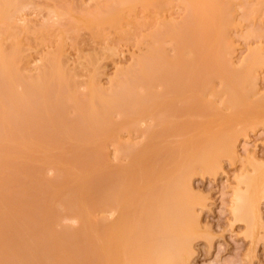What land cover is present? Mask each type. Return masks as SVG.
I'll return each mask as SVG.
<instances>
[{
	"label": "bare ground",
	"instance_id": "bare-ground-1",
	"mask_svg": "<svg viewBox=\"0 0 264 264\" xmlns=\"http://www.w3.org/2000/svg\"><path fill=\"white\" fill-rule=\"evenodd\" d=\"M33 1L0 0V165H3L4 171H7L6 175L3 173L7 177L5 178L13 179V181L9 180L10 182L15 180L13 171L17 172L16 174L21 172L17 165L24 166L19 174L23 178H20L22 181L17 178L18 175L16 177L21 184L14 182L9 187L5 184L0 185V192H3V195L5 193L4 196L0 193V264H184L192 252L193 240L201 232L197 230L195 234L196 228L200 226L196 215L197 207L205 205L204 201L194 198L190 178L199 169L215 174L221 168L222 156L228 155L231 159H235L238 156L237 135L241 131L233 132L234 128L231 125L229 127L231 124L229 120L221 121L225 123L219 130L215 129L216 132L211 131L212 126L208 128V125L202 124L200 125L202 129L199 131L204 134L205 129V136L202 135L203 139L200 138L199 143H202L203 151L200 149L202 151L200 154L197 153L200 150L196 151L199 155L189 152L190 154H186L185 157L181 154L179 159L176 157L172 160L168 151L163 153V149L166 148L160 149L158 144L163 135L160 134L161 130H166L169 126V122L162 119L165 118L166 113H169L167 111L171 109L169 105L172 100H174L172 105L175 106L174 102L178 101L176 98L182 97L184 100L185 95L199 98L197 100L205 98L209 89L212 92L210 83L215 77L226 81L233 80L234 89L235 80H240V84H243L240 89L236 86L237 89L232 88L234 91H230V94L233 92L231 94L233 97L230 98L235 99V102L240 98L248 101L252 94L258 92L257 80L264 67L262 49L257 47L259 51L257 49L256 52L252 51L241 70L234 68V61L231 58V53L235 50L234 44V47L230 44L234 43L231 30L239 25L235 19L239 4L237 6L234 3L236 1L232 0H180L178 5L183 6L187 14L184 13V18L181 15L182 21L177 22L173 20V14H170L173 12L170 10L175 6V0H104V2L101 0L93 5V9L91 6L89 8L81 6L77 9L73 3L68 4V0H65L66 6L63 3L60 5V1L63 2L60 0L52 11L48 10L52 15H46V17L54 15L52 20L55 16L59 19H55L59 24L54 26L58 27L57 30L47 23L49 21L47 18L42 20L44 23L41 22L40 26L36 23L35 25L38 29L46 23L50 26L46 24L41 30L36 29L38 31L36 32V27H33L34 22L29 20L32 25H28L31 24L26 21L28 14L24 15ZM260 1L257 2L260 3V9H255L254 6L257 4L253 6L258 12L264 9L261 4H264V0ZM39 8L36 10L39 11ZM251 8L250 5L249 10ZM142 15L147 19L141 21ZM137 19L140 20L137 22ZM147 20L148 23H154L153 26L156 23L154 26L156 28L151 30L152 33L150 31L146 32V35L143 34L145 40L143 39L142 43L145 46L140 41L143 47L139 49L140 52L137 51L139 54L133 55V61L127 67L118 66L119 63L115 64L116 71L110 78L111 85L104 86L99 65L101 59L117 58L120 53L117 42L130 40L134 35L133 31L137 32L138 25L143 26ZM83 29L88 31H84V34L90 37L89 40L97 42L96 44L104 43V46L92 50H95V53L96 50L100 51L98 56L94 52V54L82 55L80 48L83 44L78 42L84 41L85 35L84 37L81 35ZM34 31L39 44L50 46L43 50V55L40 54L42 56L39 57V61L42 64L35 73L32 72L31 67L33 38L29 37ZM252 33L253 31L250 34ZM257 33L256 36L264 37V30H261L259 35ZM107 34L115 37L112 39ZM107 37L108 39L111 37L110 43L108 40V42L101 40ZM29 39L31 42L28 41ZM67 42L69 46L73 45L70 48L74 47V44L79 46H75L78 50L75 47L71 48L77 51L76 56L81 52L75 61L73 60L76 56L70 57L73 56L70 55L72 50L68 53ZM106 42L107 46H105ZM165 43L172 45V54L168 53L171 50L166 49ZM101 54L102 58L99 57ZM82 57L87 60H82ZM69 58L72 60L71 64ZM80 75H85L87 78L82 81ZM235 106L236 103L231 105V107ZM166 107L170 109L166 111ZM71 112L75 115L70 116ZM256 117V121L264 119V105L258 107ZM149 118L156 123L146 124L148 127L146 132L149 133L143 142L129 144L123 141L125 132L130 136L133 135L134 131L140 128L141 121L147 122ZM243 126L245 127L242 133L248 123ZM185 133L187 134L188 131ZM195 141L197 145L191 148L184 146L185 143L182 145L183 148L187 147V150H184L181 144L178 147L167 145V148L171 149L166 150H170L175 155L180 147L183 149L182 153L185 151L188 153V149L194 151L198 146V141ZM64 143L69 145V156L55 155L48 151L52 145ZM109 143H113L116 147L115 156L129 158L128 165L117 168L107 165L109 163L103 159V156ZM188 145L192 146L190 143ZM36 150L38 154L35 156ZM17 158L21 160H15ZM27 158L33 159L30 162L34 164L40 162V165L36 163L38 166H31L29 161L24 160ZM96 159L107 164H100ZM8 160L11 167L9 163H7L9 166L6 164ZM47 160L56 163L58 176H55L54 181L61 182L51 184L50 181H43L45 178L42 179L40 174V178L37 179L42 181L39 180L38 183L35 181L36 177L34 179L35 175L32 176V173L36 172L37 176L38 173L44 175L42 170ZM17 161L20 163H15ZM79 162L86 166L85 170L80 173L71 171L70 167ZM26 166L28 169L25 170ZM14 167L18 168L19 172ZM30 169L33 170L32 173L30 172L32 175L28 173ZM11 172L14 174L13 178L9 177ZM26 175H30L28 180L25 178ZM1 177L2 183L5 178ZM244 178L245 176L237 178L239 184L237 183L236 190H233L235 198L232 201L234 205H231H233L234 219L247 223L252 215L255 218L254 216L259 214V203L255 194V183L249 181L250 179L246 182ZM25 182L28 184L26 185ZM39 182L40 184L45 182V185H39ZM57 183H61L59 194L56 188V194L52 192L55 191L53 189ZM13 184L16 185L15 188L17 184L21 185L18 189L21 188L22 192L27 190L28 193H25L27 195L19 190L20 196L16 195L18 191L14 189ZM242 184L245 186L242 187ZM5 186L9 188V192L6 191L8 196L15 193V190L14 195L19 196L18 198H22L23 195L33 197L35 193L37 194L33 198L30 197V203L14 195L8 200L4 192ZM12 187L14 190L11 189ZM11 190L13 192L10 194ZM49 194L52 196L49 197ZM24 197L22 199L29 200ZM183 197L187 199L185 205H182L186 211V214L183 212L184 216L181 215L182 208L178 204ZM35 198L39 199L36 201ZM3 199L7 201L3 202ZM39 200L43 205L39 206ZM22 201L29 205L26 206ZM12 202H15V208ZM56 203L79 220L80 225L77 229L67 228L62 229L63 231L54 229V232H47L51 226L45 221L47 222L49 218L57 221L61 216L56 209ZM8 204H11L14 211L10 210ZM20 207L21 210L23 209L22 212ZM24 208L30 210V216L28 210L24 212L25 217L22 216ZM32 209L36 214H32ZM178 211L181 213L178 214ZM108 213L114 214L115 218L111 220L103 216ZM250 223L252 222L248 225ZM46 226H48L47 230ZM251 226L249 227L252 228ZM44 228L50 236L46 235Z\"/></svg>",
	"mask_w": 264,
	"mask_h": 264
},
{
	"label": "rangeland",
	"instance_id": "rangeland-1",
	"mask_svg": "<svg viewBox=\"0 0 264 264\" xmlns=\"http://www.w3.org/2000/svg\"><path fill=\"white\" fill-rule=\"evenodd\" d=\"M54 1L56 3H54ZM54 1L53 0L52 1L51 0H34L33 4H32L33 6L30 5L29 6L30 8H28L25 13L23 12L25 16H26V14H28V16L26 17V18H28L26 20L27 23H28L29 20H31L32 23L34 22L33 25H35V23H36L38 26H40V24L44 23L43 21L47 20V18H48L49 21L47 23H50L51 27H54V26H57V25L59 26L57 21L55 22V19L59 20V19H57L56 16H55L56 18L54 17V20H52L53 19L52 17L54 15L52 17L49 16L51 18L46 17V15L47 16L48 15H52V14H50L48 12V10L50 11V9H51V11H52V8H54V5L55 4L58 5L57 3H59L58 1H60V0H54ZM66 1L65 0H63V2L60 1V5H61V3H63V4L66 3ZM68 1H69L68 4H70V3L72 4L73 3L74 7L76 6L75 8H77V9L79 7H81V6H87L88 8H89V6H91V9H93V7H94L93 5H96L101 0H86V1L85 0H81V4H80V0H78L79 2L75 1V0H68ZM83 1H85V2H83ZM179 1L180 0H175V6L172 8V10H170V12L171 11H173V12L172 13L169 12L170 14H173L172 15L173 17L168 14L169 16H171L173 18V20H175L177 22L178 21L180 22L181 17L184 18L185 17L184 15L187 14V11H186V9L183 6L179 7V5H178ZM232 1H236L234 3H236L237 6L239 4L238 9L236 11V16H235V19H237L236 21H238L239 25H237L236 29H234L235 28V26H234V28H232V30H231L232 33H233V36H231V37H233L232 39H234V43H230V44L232 45V47L235 46L234 47L235 50L233 51V53H231L232 54L231 58L234 61V68L241 70L243 68V66H244V63H245L244 61H246V59L249 58L250 54L253 53L252 51L256 52V49H257V51H259L257 47L262 49L261 52H263V55H264V37L262 36V38H261L260 36H256V34H255V33L258 32L257 35H259V32H261V30L262 31L264 30V9L263 10L261 9L262 11L259 10V12L257 11L258 9L261 8L260 3H257V2H261L260 0H252V1L251 0H232ZM242 1H243V3H241ZM34 2H36V3H34ZM101 2H104V0L101 1ZM247 3H249L252 6L251 9H254L253 6L255 4H257V5L254 6V7H256L255 9H257V10H255V9L251 10L250 9L251 10V12H250V10H249L250 5H248ZM87 4H89V5H87ZM226 4H228L227 1H226ZM240 4H242V5L240 6ZM261 4L264 7V4L263 3H261ZM64 5H62V6H64ZM247 6H248V8H246ZM38 8H39V11H37ZM246 9L249 10V11H246ZM182 10H184V11L182 12ZM253 11H257V12L255 13ZM47 13H49V14H47ZM234 13H235V11H234ZM142 16H141L142 17L141 21L145 18L144 15H142ZM243 16H244L245 19H243ZM45 17H46V19H45ZM23 18H24V16H23ZM146 19L147 18H145V20ZM139 20L140 19H137V22ZM31 21H29V22L31 23ZM149 21H150V19H149ZM32 23L28 24V25H32ZM151 23H148V20H147L146 24H143V26L142 25H140V26L138 25V28L137 29L135 28L137 30V32L135 33L133 31V34H134L133 37L136 35L134 37V39L131 36V39L128 40L127 42H125L126 40H124V42H122V40L117 42V40H116V42L118 43V47L120 48V50H119L120 53L117 55V58L114 57L116 59L111 58V57H108L107 59H101L102 58V54H101V56H99V57H101L100 58L101 62L99 61L101 63L99 65H100L101 70H102L101 81H102V84L104 86L107 87V86L111 85L110 78L114 75V73L116 71V65L115 64L119 63L118 66L127 67L129 65V63L130 64L132 63L133 57L135 55L139 54L138 53V52H140L139 49L140 48L142 49V47L145 46V44L142 43L145 40V38H144L145 36H143V34L146 35V32L149 33L152 29L156 28V27H154L156 25V23H155L154 26H153L154 23L153 24H151ZM46 24L45 25H41V28H39V29L41 30L44 26H46ZM141 24H142V22H141ZM37 25L33 26L34 28L36 27L35 30L36 29L39 30ZM50 25H48V26H50ZM144 26L146 28H143ZM149 27H151V28H149ZM30 28H31V26H30ZM54 28H55V30H57L56 28H58V27H54ZM233 29H234V31H233ZM37 30H36V32H38ZM144 30H146V31H144ZM255 30H256V32H255ZM84 31H87V30H85V29L81 30L82 37H84V35H85L84 41H81V42H78V43L83 44V45H81L80 49L83 52L82 55L84 54V56H86L85 53L94 54L95 50L94 51H92V50L94 48L98 49L99 46H101V47L104 46V43L102 42L103 44H101L100 42H98V44H96L97 42H92L93 40L92 41H91V39L89 40L90 37L88 38L87 35L84 34L85 33ZM251 31H253L252 34H254L255 36L254 35L252 36V34H250ZM32 33H30V35H29V37L32 36V38H33L32 39L33 48L31 50V58L33 59V62H32L33 64L31 63V67L33 69L32 72L35 73L37 71V68L39 67V65L42 64V62L39 61L40 60L39 57L43 55V53H42L43 50L45 51V49L46 48H50V46L48 47L47 44H46L47 46H44V44L43 45L39 44L38 43V39L35 37L37 34L34 35L35 31H34L33 34ZM150 33H152V31ZM247 33L250 34L251 36L248 35ZM261 34H263V33H261ZM109 35L107 34V36H109ZM137 35H139V36H137ZM111 37L113 39V37H115V36L112 35ZM110 38L108 39V37H107L105 40L104 39H101V40H103V41H107V40L109 41L110 40L111 41ZM85 39H87V41ZM114 40H115V38H114ZM28 41L31 42L30 39ZM85 41H86V43H85ZM110 41L108 43H110ZM140 41L143 44V46L140 43ZM107 42L105 43V46H107L106 45ZM69 43H72V41H69ZM69 43L67 44V46L70 48V46H73V45L71 44L69 46ZM166 43H165L166 49L171 50L172 45L169 46ZM233 44H234V46H233ZM75 46H78V44L77 45L74 44V47ZM139 46H141V47H139ZM74 47H71V48H74ZM69 48H68V50H69L68 53L72 50L71 48L70 49ZM75 49L78 50L77 47H75ZM100 49H102V48H100ZM171 51H169L168 53L172 54L173 51L172 52ZM76 52L77 51H75L73 49L71 51V53H70V55H73V56H70L69 54L68 55L71 58H74L78 54V53L76 54ZM90 52H92V53H90ZM99 52L96 50L95 54L98 56ZM255 52H254V54H255ZM40 54H42V55H40ZM80 54H81V52H80ZM104 54H106V53H104ZM259 54H260V52L258 53V55ZM79 55L76 56L77 58L75 57L73 61L78 59ZM263 55H262V57H264ZM91 56L93 57V55H90V57ZM97 56H96V58H98ZM88 57H89V55H88ZM71 58H69V59L71 60ZM82 58H83L82 60H84V59L87 60V58H85V57H82ZM103 58H106V57H103ZM79 60L81 61V58H79ZM94 60L95 59L93 58L92 61H94ZM114 60L116 61V63H115ZM96 61H95V64H97ZM82 62H84V61H82ZM87 62H89V61H87ZM71 63H72V60H71L70 64ZM74 64H72V65H74ZM86 72L88 73L87 70H86ZM259 76L260 77L257 80V88H258L257 91L258 92L256 94H252L250 96V98L248 99V101H246L245 98L244 99L243 98H240V99L237 98L239 100H236V102H235V99L232 100V98H230V97H233V95H231L233 92H231V94H230V91H234L235 89H237V87L240 89V87L243 85V84H240V82H239L240 80L239 81L235 80L234 83L236 84L237 87L235 86V89H234V85L232 84L233 80H231L232 81L231 82L230 80L226 81L225 79H220L218 77H215V78L212 79V81L210 83V87L212 89V92H210V89H209L208 90L209 93L207 94V96L205 98H202V99L200 98L201 100H197L199 98H196V97H194V98L191 97L190 98V96H187L188 97L187 98L186 95H185L184 98H186L188 100H186V99L183 100L182 97L181 98H176V100H178V101L174 102L175 106L172 105L174 100H172V103L167 102V103H170L169 107L171 109L169 107H166L165 110L167 111L168 108H169L171 112L168 110L167 112H169V113H166L167 115L164 116L165 118L162 119V120H164V121L167 120L169 122V124H168L169 126L167 127L166 130L163 129L160 132V134L161 133L163 134L162 138L160 139V142L158 143L159 146H160V149L161 148L169 149L170 147L167 148L168 146H172V147H176L177 146L178 147L180 144H181V146L184 145V143H185L184 146H187V147L191 148V147H194L195 145H197V144L194 143L195 140H196L195 142L198 141V146H199V147L196 146V147H198V149L195 147L194 151H193V149H188V153H187V151H185V153H182L183 149L187 150V147L183 148V146H182L183 149L179 147L180 149H182L181 153H180V149L178 148L179 155H178V153L173 155V153L170 150L163 149V153H164V151H168V155H171V159L172 158L174 159L176 157H177V159H179L181 154H183L184 157H185L186 154L187 155L190 154L189 152H191V153L195 152L194 155H196L197 153L200 154L203 151L202 143L201 144L199 143L201 141V139H203L202 135L205 134V129H204V134H202L200 132L201 130L199 131V129H202V127H201L202 124L206 125V126L208 125V128H211L209 126H212V128L214 130L211 129V131H215V129L217 130V128H218V130H219L224 125L223 123H225V122H221V121L229 120V121H231V124H229V127L231 125V127L234 128V129L231 128V129H233V132H235V133L237 132L238 133V132L241 131V133H239L237 135L238 138L236 140V147H237V151H238V156L235 157V159H231L228 155L227 156H222L221 157V164H222L221 168L218 171H216L215 174L214 173L211 174V173H209L207 171L205 172V171L199 169L197 171V173L193 174L191 176V178H190L189 182L191 183V187L193 189L194 198L196 200L198 199V200L204 201L205 205H204V207H202L200 205L197 207V212H196L197 214L196 215H197L198 220H199V222H198L199 224L198 225H200V226L198 228H196L195 234L198 231H201V232H199L200 234L199 235L197 234V237L195 238V240H193L192 252L189 254V256L187 257L188 260L184 264H264V119L256 121V118H257L256 115H257V112H258V107L264 105V67L260 71ZM78 77L79 76H77V79L81 78V79H83L82 81H84V78L85 79L87 78L85 75H80V77L79 78ZM81 79H79L80 82H82ZM223 80H225V81H223ZM232 88L234 90H232ZM157 90H159V89H157ZM189 98H190V100H189ZM181 99L183 101H181ZM191 99H193V100H191ZM234 103H236L237 106L231 107V105L234 104ZM176 104H177V106H176ZM175 108H176V110H174ZM72 114L75 115L73 112H71L70 116H73ZM171 114H173V115H171ZM169 115H171V116H169ZM167 116H169V117H167ZM149 117H151V116H149ZM119 118L117 117V119H119ZM151 119L152 118H149V120H147V122L144 121V120L141 121V123L139 124L140 128L138 127L139 129L137 131H134L133 135L130 136V134H127V132H125L126 134L125 133L123 134V139L124 140L123 139L122 140L123 141H127V143H129V144H132V143L136 144L138 142H143L146 139V135H148L147 133H149V132H146V130L148 129L147 125L148 124L153 125L154 122H155V121L153 122V119L152 120ZM246 121L248 123V126H246V129H245L244 133H242V129H243V127H245L243 125L247 124ZM171 122H173V123H171ZM177 122H179V123L176 124ZM181 123H183V125ZM170 125H172V126H170ZM185 125H187L189 127H187V126L185 127ZM249 125H251V126H249ZM180 128H181L182 131L180 130ZM183 128H185L186 131ZM187 128H189V129H187ZM187 131H188V133L186 134L185 132H187ZM143 133H145V134H143ZM127 135H128V137H127ZM188 137H189V139H187ZM192 139H194V141ZM110 142H112V141H110ZM189 143L192 146H189L188 145ZM115 148L116 147H115V145L113 143L112 144L109 143V147H107V149H105V155L103 156V159L106 162H108L110 165L107 164L105 161L104 162L102 160L99 161V159H96V160H98V162L100 164L106 163L109 167L112 165V167H116L117 168V167H123V166L128 165V163H129L128 159L129 158L128 159L127 158L126 159L122 158L121 155L118 156L119 158L117 156H115V154H117L116 153L117 151H116ZM68 149H69V145L67 143H64L63 145H57V144L52 145L49 148L48 151L51 154H55V155L64 154V155H68L69 156L70 153H68ZM175 149L176 148H174V151H175ZM200 149H202V151ZM198 150H200V152ZM196 151H198V152L196 153ZM34 154H35V156L38 154L37 150L34 152ZM199 154H197V155H199ZM23 156H24V154H23ZM21 157L22 156L20 155V158ZM18 159L19 158L15 159V160H18ZM21 159L23 161V157ZM21 159H19V160H21ZM36 159H38V158H36ZM24 160H27V162L28 161L30 162V160L33 161V159L29 160L28 158L24 159ZM32 161L30 162L31 166H35L37 164L40 165V162L37 163L38 162L37 161L34 164ZM9 162L10 161L8 160V162H6V164L9 163ZM24 162L26 164V161H24ZM82 162L85 164L84 161H82ZM15 163H20V162L17 161ZM83 163L79 162V164H76L75 166L74 165L71 166L70 170L74 171L76 173L82 172L83 170H85V167H86ZM9 165H8L9 167L12 166L11 163H9ZM4 166L6 167V165H4ZM9 167H7V168H9ZM17 167L22 172V169H23L22 167H24V166L19 167V165H17ZM26 168H27V166L25 167V170H26ZM43 168L44 169L42 171H44L43 172V173H45L44 175L42 173H38V176H37L36 172L35 173L31 172V171H33L31 169L29 170L28 173L31 172L33 174L32 175L30 173L32 176L35 175L34 179L36 177V179H35L36 182L41 180V179H39V180L37 179V177H39V174L41 175L40 177H42V179L45 178L43 181H46V182L50 181L51 184H53L54 182H57V181L61 182L60 180L54 181L55 176L56 177L58 176V174H57L58 172H57V165H56V163L53 160L52 161L51 160H47V163L44 164ZM2 169H3V167L1 168L0 176H2L1 178L4 179L6 177L4 175H6L7 171H4V169L3 170ZM14 169H16V167H14ZM12 170H13V168H12ZM21 172L16 174L17 172L13 171V173L15 174L14 182L21 184L20 181H22L21 179H23V178H21L22 176L21 177L19 176V174ZM1 173H2V175H1ZM3 173H4V175H3ZM13 173L12 172L10 173V175H11V176H9L10 178L11 177L13 178V176H12V175H14ZM247 173H248V175H245ZM17 175H18V177H17ZM29 176L30 175L25 177L26 180H28ZM43 176H45V177H43ZM238 176L239 177H242V176L244 177L245 176L244 180H246V182H248L247 180L250 179L249 181L255 183V194H256V197H257L258 203H259V214H257V216H254L255 218H253V215H252L253 219L251 218V220H249V222H252V223H250L249 225H248L249 222L246 223L245 221L243 222L242 220L239 221L236 218L234 219V216H233V213H232L233 212L232 208H233V205H234L232 201L235 198V192L233 190H236V187L239 184L238 179H237V178H239ZM16 177L19 178V179L21 178L20 181ZM251 177H252V179H251ZM6 178L3 180L4 183H3V181H2V183L0 182V185L3 186V184H5L6 186L8 185V187H9L10 184H12L14 182H10L9 181V180L13 181V179H6ZM46 178H47V180H46ZM48 178H50L51 180L53 178V180L51 181ZM29 180L31 181V178H29ZM26 182H25V184H26ZM32 182H34V181H32ZM40 182H39V185L42 184V183L40 184ZM23 183H24V181L22 182V185H23ZM19 184H17V188L14 187V186H16L14 184L12 186L14 187V189H17V191L18 190L20 191L21 188L18 189ZM32 184H35V183H32ZM47 184L50 185V183H47ZM60 184L61 183H59V184L57 183V185L55 184L56 187H54V189H53V190H55V188H56V190H58V192L56 190L52 191V192H55V194L57 192V194H59L61 192ZM29 185H31V184H29ZM35 185H37V184H35ZM245 185H247V184L245 183ZM245 185L242 184L241 186L243 187ZM13 187L11 189H13ZM2 188L3 187H1V189ZM38 188L39 187H37V189ZM8 189L9 188L6 187L4 192H6ZM40 189H42V188H40ZM262 189H263V192H262ZM13 190H11L10 194L13 192ZM46 190H47V188H46ZM49 190H48V192H49ZM19 191L17 192L16 195L20 196V194H21L20 192H22L23 190L20 191V192ZM44 191L45 190H43V192ZM8 192H9V190H8ZM8 192H6V195H7ZM39 192H41V190ZM15 193H16V190H15ZM15 193L13 192L12 195H14ZM23 193L24 194L28 193V191L26 190V192H25V190H24V192H22V194ZM35 194H37V193H35ZM35 194H34V196H35ZM51 194H49V197L52 196ZM4 195H5V193H4ZM12 195H9V196L7 195L8 196L7 197L8 200H11V199H9L10 196H11V198L15 196V195L14 196H12ZM25 195H27V194H25ZM19 196H15V197L18 198ZM39 196H41V195L39 194ZM45 196H47V195L45 194ZM23 197H24V195L22 196V198ZM25 197H26V199L29 198V200H25V199H22V198H18V199L24 200L27 203V201L28 202L30 201V197L33 198L32 195L30 197H27V196H25ZM17 198H15V199H17ZM38 199L35 198L36 201ZM4 200H6V199H3L2 201L5 202ZM31 200L34 202L33 199H31ZM185 200L187 201L186 197H183V200L178 202V204L181 206V208H182V205L183 206L185 205ZM41 201L44 202L43 199H41ZM41 201L38 202L39 206L43 205ZM19 202H21V201H19ZM33 202H32V204L34 205ZM6 203H9V202H6ZM14 203L12 204V206H14ZM23 203L25 204V202H23ZM23 203H21V204H23ZM29 203L25 204V205L27 206V205H29ZM38 203H36V204L38 205ZM56 204H57V205H55L56 209L60 212L61 216H60V218L57 221H53L52 218L48 219L49 221L52 220L50 223L48 222V220H47V222L45 221V223H48L51 226V228L49 230H47V227L49 226L47 224L48 226L45 227L47 232L48 231H50V232L53 231L54 232V229H55V231L56 230L63 231L65 229H67V228H69V229H77L79 227V225H80L79 224V220L74 218V217H72L70 215V212L68 213L66 210H64V208L59 203H56ZM231 204H233V205H231ZM19 205H17V206L19 207ZM25 205H23V207ZM8 206L10 207V210L13 209L11 204H8ZM15 206H14V208H15ZM18 207H16V208H18ZM32 208H34V207H32ZM184 209L185 208L183 207L182 210H181L182 211L181 215H183V216L186 214V211H184ZM22 210H21V207H20V211L21 212H22ZM26 210H28V209H26ZM26 210L24 208L22 216L25 214L24 212ZM32 210L34 212V209H32ZM12 211H14V210H12ZM29 211L30 210H28V213H29ZM33 212H32V214H36V212H34V213ZM183 212H185V214H183ZM28 213L26 215H28ZM177 213L179 214L181 212L178 211ZM29 216H30V213H29ZM103 216L109 217L111 220L113 218H115V215L111 214V213L103 214ZM23 217H25V216H23ZM249 226H251L252 228H250ZM45 228L43 230L44 232H45ZM46 235L50 236V234H47V233H46ZM9 243L10 242L8 240V244Z\"/></svg>",
	"mask_w": 264,
	"mask_h": 264
}]
</instances>
